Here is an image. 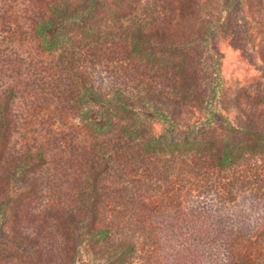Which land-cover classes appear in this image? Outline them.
<instances>
[{"label":"rangeland","instance_id":"1","mask_svg":"<svg viewBox=\"0 0 264 264\" xmlns=\"http://www.w3.org/2000/svg\"><path fill=\"white\" fill-rule=\"evenodd\" d=\"M0 141V264H264V0H0Z\"/></svg>","mask_w":264,"mask_h":264},{"label":"trees","instance_id":"2","mask_svg":"<svg viewBox=\"0 0 264 264\" xmlns=\"http://www.w3.org/2000/svg\"><path fill=\"white\" fill-rule=\"evenodd\" d=\"M52 29H53L52 26H44V27H43V30H45L46 32H48V31H50V30H52ZM46 44H47V43H46ZM47 46H48V44H47ZM88 118H89V121L91 122L92 126H93L95 129L98 130V129L101 128V122H100L101 119H99L95 113H93L92 115L88 116ZM223 124L228 125V123H227L226 120H223ZM1 143H2V142L0 141V150H1V147H2ZM227 158H228V155L225 154L224 157H223V159H224V160H227ZM29 160H30L29 157H24V158H21V159L17 160L15 164H16V165H19V166L26 165V164L29 162ZM107 232H108V230H106V229H99V230H97V231H94L93 234H94L95 236H97V237H102V236H104Z\"/></svg>","mask_w":264,"mask_h":264}]
</instances>
